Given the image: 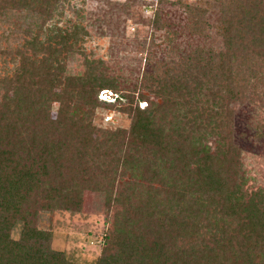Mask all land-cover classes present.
Listing matches in <instances>:
<instances>
[{"label":"trees","instance_id":"obj_1","mask_svg":"<svg viewBox=\"0 0 264 264\" xmlns=\"http://www.w3.org/2000/svg\"><path fill=\"white\" fill-rule=\"evenodd\" d=\"M58 1L0 0V21L10 26L0 41L14 43L0 54L15 67L0 76V264H79L53 249V232L37 217L80 209L85 186L105 187L113 209L95 264H264V193L245 188L234 134V105L264 109V0H218L226 50L199 49L184 65L144 74L140 85L153 99L125 93L121 107L99 100L103 90L119 91L101 61L87 62L85 77L64 74L62 58L87 33L78 23L54 28L49 46L20 42L11 29L17 11H27L26 23L52 19ZM187 8L195 30H205V11ZM97 106L119 107L129 129L115 136L94 127ZM117 163L136 177L118 192L106 183Z\"/></svg>","mask_w":264,"mask_h":264},{"label":"rangeland","instance_id":"obj_2","mask_svg":"<svg viewBox=\"0 0 264 264\" xmlns=\"http://www.w3.org/2000/svg\"><path fill=\"white\" fill-rule=\"evenodd\" d=\"M195 5L205 11L203 16L208 23L205 30H195L192 25L187 6ZM26 13L24 10L17 11L18 15L11 20V29H16L20 42L38 37L39 42L49 46L48 40L52 38L50 42H53L56 36L54 28L65 29L69 22L78 23L86 30L77 46L62 58L64 74L72 78L85 77L87 62L101 61V70L108 78H115L119 91L103 90L107 92L102 94L101 91L99 100L119 107L127 104V99L123 97L125 93H142L153 99V93L140 85L144 74L161 75L168 66L184 65V59L199 49L215 54L226 50L220 33L223 12L218 0H59L52 19L32 21L31 16L26 23ZM0 27L1 32L4 27L10 26L1 20ZM27 29L29 34L25 33ZM10 44L14 45L12 40L9 43L0 41V51L7 53ZM43 52L39 57L47 56L44 49ZM5 55L0 54L2 77L8 75L6 71L11 75L15 69L14 63L4 61ZM2 92L0 90V101ZM146 105V102L139 104L140 108ZM119 107L94 108V127L108 133L115 132V136H120L121 130H128L131 118ZM52 108V117H55L58 102H54ZM234 109V134L242 151L245 188L264 193V109L259 103L236 104ZM215 142L216 138L209 139L212 147H215ZM131 173L129 166L117 163L112 173L106 176V183L113 185L118 192L126 182L136 179ZM107 203L105 187L85 186L79 199L80 209L40 210L37 224L39 228L53 232V249L63 251L75 263L95 264L113 212ZM117 216L120 212L112 223L119 221L121 216ZM22 227V222L14 227L13 238L20 237Z\"/></svg>","mask_w":264,"mask_h":264},{"label":"built area","instance_id":"obj_3","mask_svg":"<svg viewBox=\"0 0 264 264\" xmlns=\"http://www.w3.org/2000/svg\"><path fill=\"white\" fill-rule=\"evenodd\" d=\"M106 92H107V91H103L102 94H105ZM102 94H101V95H102Z\"/></svg>","mask_w":264,"mask_h":264}]
</instances>
